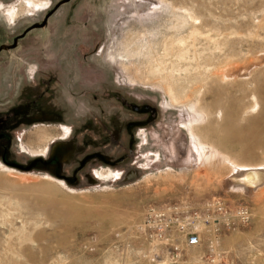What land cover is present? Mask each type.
Returning a JSON list of instances; mask_svg holds the SVG:
<instances>
[{
  "label": "rangeland",
  "instance_id": "1",
  "mask_svg": "<svg viewBox=\"0 0 264 264\" xmlns=\"http://www.w3.org/2000/svg\"><path fill=\"white\" fill-rule=\"evenodd\" d=\"M59 1L0 0V264H162L148 209L211 201L172 263L264 264V0H71L7 48Z\"/></svg>",
  "mask_w": 264,
  "mask_h": 264
},
{
  "label": "built area",
  "instance_id": "2",
  "mask_svg": "<svg viewBox=\"0 0 264 264\" xmlns=\"http://www.w3.org/2000/svg\"><path fill=\"white\" fill-rule=\"evenodd\" d=\"M223 201H211L206 209L214 212L227 211ZM205 208L191 207L184 202L152 206L137 225L138 234L147 242L149 257L158 263L171 264L180 261L185 250L202 244V233L206 227L218 234L219 219ZM242 223L251 219L247 206L236 209ZM214 264H220L212 259ZM172 263V264H174Z\"/></svg>",
  "mask_w": 264,
  "mask_h": 264
},
{
  "label": "bare ground",
  "instance_id": "3",
  "mask_svg": "<svg viewBox=\"0 0 264 264\" xmlns=\"http://www.w3.org/2000/svg\"><path fill=\"white\" fill-rule=\"evenodd\" d=\"M170 91L172 92V90H169V92ZM190 127L193 130L194 134H196L198 139H199L198 133H200L199 135L203 136V134L198 130L199 127L194 126L192 122L190 123ZM199 143L200 144H197V148L200 154L201 161H204L207 158H213L218 153L216 148L213 147L212 145L207 144L204 141H199ZM232 162L234 163V169L232 170L233 172L232 177L235 178L238 183H241V186L245 190L252 191L253 189H256L257 187H259L264 183V169H263L264 165L237 163L235 161ZM261 166L263 167L261 168Z\"/></svg>",
  "mask_w": 264,
  "mask_h": 264
},
{
  "label": "water",
  "instance_id": "4",
  "mask_svg": "<svg viewBox=\"0 0 264 264\" xmlns=\"http://www.w3.org/2000/svg\"><path fill=\"white\" fill-rule=\"evenodd\" d=\"M69 1H71V0H61V1H59V2L55 5V7H54L53 9H51V10L45 15V17H44V19H43L42 22H40V23H34V24H32L31 26H29V27H28L23 33H21L20 35L16 36V37L14 38V42H13V44H12V45H9L7 48H8V49L16 48V46L18 45V41H19V39L24 38V37L27 35L28 32H30V31L33 30V29H36V28H42V27L46 26L47 23H48V21H49V18H50L55 12H56V10H58L59 7H60L61 5H63L64 3H67V2H69ZM0 50H1V49H0Z\"/></svg>",
  "mask_w": 264,
  "mask_h": 264
},
{
  "label": "flooded vegetation",
  "instance_id": "5",
  "mask_svg": "<svg viewBox=\"0 0 264 264\" xmlns=\"http://www.w3.org/2000/svg\"><path fill=\"white\" fill-rule=\"evenodd\" d=\"M30 26H31V25H30ZM36 29H37V28H36ZM25 30H26V29H25ZM25 30H24V31H25ZM33 30H34V29H33ZM24 31H23V32H24ZM31 31H32V30H31ZM23 32H22V33H23ZM28 33H29V32H28ZM28 33H27V34H28ZM19 35H20V34H19ZM17 36H18V35H17ZM21 39H23V38H21ZM19 40H20V39H19ZM13 42H14V39H13ZM18 42H19V41H18ZM12 44H13V43H12ZM12 44H11V45H12ZM0 51H1V50H0Z\"/></svg>",
  "mask_w": 264,
  "mask_h": 264
}]
</instances>
